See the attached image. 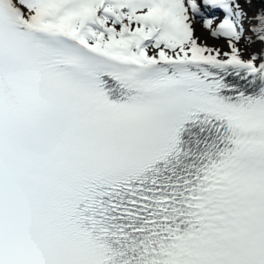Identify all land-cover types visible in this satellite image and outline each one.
Segmentation results:
<instances>
[{
	"label": "snow or ice",
	"instance_id": "snow-or-ice-1",
	"mask_svg": "<svg viewBox=\"0 0 264 264\" xmlns=\"http://www.w3.org/2000/svg\"><path fill=\"white\" fill-rule=\"evenodd\" d=\"M0 264H264V0H0Z\"/></svg>",
	"mask_w": 264,
	"mask_h": 264
}]
</instances>
